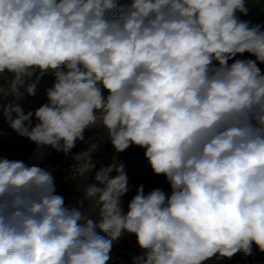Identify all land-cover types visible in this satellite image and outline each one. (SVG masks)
<instances>
[{"label":"clouds","instance_id":"obj_1","mask_svg":"<svg viewBox=\"0 0 264 264\" xmlns=\"http://www.w3.org/2000/svg\"><path fill=\"white\" fill-rule=\"evenodd\" d=\"M247 12L245 0H0V77L12 76L0 95L55 77L35 112L3 106L32 159L99 128L116 152L145 149L171 187L138 186L125 212L114 161L66 205L51 171L0 158V264H108L125 234L141 250L132 264L264 252V29L238 19ZM244 53L255 59L229 64Z\"/></svg>","mask_w":264,"mask_h":264},{"label":"rangeland","instance_id":"obj_2","mask_svg":"<svg viewBox=\"0 0 264 264\" xmlns=\"http://www.w3.org/2000/svg\"><path fill=\"white\" fill-rule=\"evenodd\" d=\"M119 1L123 4L122 6L131 3V0ZM245 6L248 9L247 14L237 13L238 19L247 22L250 27L260 24L264 29V0H245ZM236 59H255V57L249 53L237 54L229 61V64ZM257 66L264 74V63L257 62ZM11 79V74L0 77V86L7 87ZM54 81V75L49 72L39 80L36 93L33 96L28 95L23 89H21L23 96L19 100H16L11 94L0 95V158L22 160L29 165L36 163L51 171L56 194L64 197L66 205H74L82 196L79 187H83L86 183H93L95 172L101 166H108L114 161L124 164L129 179L130 191L122 197L121 205L125 212H127L128 203L136 194V188L140 185H143L145 194L157 188L166 194L171 193V187L166 178L163 175L154 174L152 171L144 156L145 149L132 145L123 152H116L111 142L106 138V132L99 128L86 129L84 140H78L67 155L48 148L42 160L32 159L36 145L26 137L18 135L9 126L3 117V106L19 103L25 113L35 112L36 109L48 102L45 90L52 87ZM37 122L33 117L32 125L34 126ZM89 163L94 165L92 169H90ZM111 175L115 176L116 173L113 172ZM85 212H90V207L87 204ZM93 218H95L94 214ZM217 261L218 259L213 258L205 263H216Z\"/></svg>","mask_w":264,"mask_h":264},{"label":"trees","instance_id":"obj_3","mask_svg":"<svg viewBox=\"0 0 264 264\" xmlns=\"http://www.w3.org/2000/svg\"><path fill=\"white\" fill-rule=\"evenodd\" d=\"M116 2L118 6L123 5L119 0H116ZM97 232L101 236H106V233L101 230H97ZM140 252L136 237L132 234H125L114 244L108 264H132L133 256L139 255ZM205 264H264V252H261L259 248L253 245L251 255L237 252L230 259H218L216 263Z\"/></svg>","mask_w":264,"mask_h":264}]
</instances>
